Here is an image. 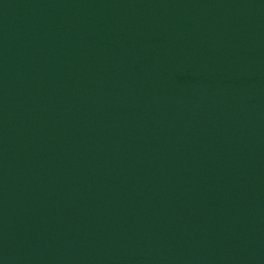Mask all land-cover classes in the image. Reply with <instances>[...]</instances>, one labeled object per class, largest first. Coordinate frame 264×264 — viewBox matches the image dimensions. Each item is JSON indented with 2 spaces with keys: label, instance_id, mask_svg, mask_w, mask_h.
I'll use <instances>...</instances> for the list:
<instances>
[{
  "label": "water",
  "instance_id": "1",
  "mask_svg": "<svg viewBox=\"0 0 264 264\" xmlns=\"http://www.w3.org/2000/svg\"><path fill=\"white\" fill-rule=\"evenodd\" d=\"M0 264H264V0H0Z\"/></svg>",
  "mask_w": 264,
  "mask_h": 264
}]
</instances>
